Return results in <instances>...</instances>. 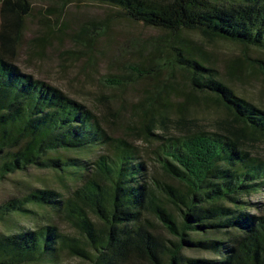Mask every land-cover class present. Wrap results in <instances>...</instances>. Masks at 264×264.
Instances as JSON below:
<instances>
[{"label": "trees", "instance_id": "16d2710c", "mask_svg": "<svg viewBox=\"0 0 264 264\" xmlns=\"http://www.w3.org/2000/svg\"><path fill=\"white\" fill-rule=\"evenodd\" d=\"M71 1L81 0H57L60 9ZM83 1L159 29L186 79L181 106L202 98L224 117L212 132L190 128L184 107L170 119L175 103L168 93L177 92L170 81L142 107L138 127L136 111L133 131L110 134L104 124L110 104L96 114L14 63L32 2L0 0V181L35 167L51 171L66 191L29 186L0 201V223L14 214L34 222L0 230V264H65L57 261L60 252L87 264H264V201L255 202L260 209L254 213L243 200L264 190V154L257 150L264 147V107L236 93L201 46L183 34L264 51V0ZM86 30L78 34L85 42L91 38ZM42 38L33 43L42 45ZM244 62L230 61L227 73ZM248 65L264 73V59ZM131 69L137 75V64ZM110 83L125 86L122 79ZM156 121L163 134L152 132ZM168 123L179 131L168 133ZM137 133L157 142L150 151L157 176L130 138ZM99 148L105 152L88 156ZM64 179L74 185L67 189ZM28 205L62 212L76 235Z\"/></svg>", "mask_w": 264, "mask_h": 264}, {"label": "rangeland", "instance_id": "374dc122", "mask_svg": "<svg viewBox=\"0 0 264 264\" xmlns=\"http://www.w3.org/2000/svg\"><path fill=\"white\" fill-rule=\"evenodd\" d=\"M31 2L32 8L24 19L14 63L24 73L56 86L69 97L84 103L96 114L102 111L103 103L110 104L111 112L106 115L104 123L110 134L124 136L133 131L136 111L138 127L141 124L139 116L142 107L158 97L161 86L170 81L177 87V92L168 93L169 99L175 103L168 112L170 119L177 115L179 108L184 107L185 116L192 122L190 128L209 132L218 130V122L224 117V112L211 101L203 102L202 98H198L195 99L196 102L181 106V100L187 91L186 79L173 62L172 53L159 40L164 39L159 29L117 16L111 8L83 0L71 1L63 9L59 8L57 0ZM82 27L87 29L86 34L91 35L86 42L78 36ZM183 34L188 40L201 46L205 55L236 93L264 107V73L248 65L252 58L264 59V51L221 39L206 41L194 31ZM40 37H43V43L37 46L33 42ZM156 43L159 48L152 52ZM238 57H245V62L239 71L229 75L227 66ZM135 64L137 75L131 69ZM116 79H122L125 86L110 83V80ZM173 131L179 130L172 123H168L167 132ZM152 132L163 134L164 130L159 121H156ZM130 138L140 150L149 171L157 176L158 170L150 153L157 143L154 137L150 136L151 140L147 141L137 133V136L130 134ZM257 150L264 154L263 145L259 144ZM104 152L103 148H99L88 156ZM64 183L67 189L74 185L70 179H64ZM29 186L53 187L66 195L51 171L30 167L25 171L11 173L0 181V201L10 195H22ZM243 200L248 201L250 211L255 213L260 209L255 202L264 201V190L246 195ZM28 206L49 217V221L61 231L75 232L62 212L55 214L46 207ZM45 219L37 217L41 224L46 222ZM33 223L29 217L14 214L7 222L0 223V230L28 228ZM57 261L65 264H87L65 252L59 253Z\"/></svg>", "mask_w": 264, "mask_h": 264}]
</instances>
